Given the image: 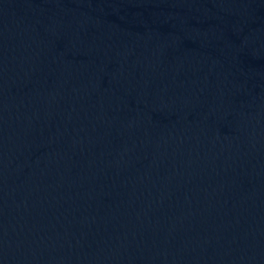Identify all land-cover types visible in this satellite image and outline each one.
<instances>
[{
  "label": "water",
  "instance_id": "obj_1",
  "mask_svg": "<svg viewBox=\"0 0 264 264\" xmlns=\"http://www.w3.org/2000/svg\"><path fill=\"white\" fill-rule=\"evenodd\" d=\"M0 264H264V0H0Z\"/></svg>",
  "mask_w": 264,
  "mask_h": 264
}]
</instances>
